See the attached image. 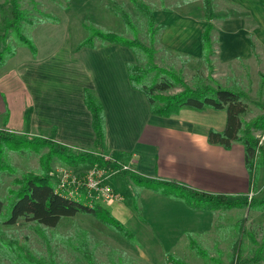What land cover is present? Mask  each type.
Instances as JSON below:
<instances>
[{"label":"crops","instance_id":"obj_1","mask_svg":"<svg viewBox=\"0 0 264 264\" xmlns=\"http://www.w3.org/2000/svg\"><path fill=\"white\" fill-rule=\"evenodd\" d=\"M230 3L233 8H227L221 25L214 23L215 63L219 59L225 71L238 64L246 66L249 74L257 75L260 86L264 80V0H230ZM164 22L166 28L160 38L164 48L203 59L201 35L206 23L202 27L194 19L177 20L176 25ZM40 29L35 30V54L20 43L23 46L17 45L15 55L0 66V96L6 106L1 113H7L4 122L13 125L8 130L19 134L49 138L75 151L96 152L93 117L85 101L89 91L105 111L102 154L130 166V170H121L107 179L123 198L100 202L128 228L140 213L153 217L167 211L171 214L178 211V205L183 208L186 204L136 183L125 172L231 199L264 192V166L257 167L256 180L252 181L242 142L235 141L226 148L209 141L211 129L226 128L225 110L184 107L168 116L154 114L147 95L130 82L128 67L136 61L131 48L100 42L95 48L78 49L83 38L71 49L64 42L47 45L42 51L37 39ZM260 143L264 145V139ZM90 167L81 164L71 168L85 171ZM258 177L261 180L257 184ZM123 186L127 187V194L121 191ZM219 210H215L216 216ZM199 213L200 209L191 210L190 223L186 222L180 233L170 230L173 223L160 226L169 227L170 233L180 239L185 230L195 232V215L199 225ZM148 229L153 234L151 226ZM177 242L168 248L160 242V250L171 253Z\"/></svg>","mask_w":264,"mask_h":264},{"label":"rangeland","instance_id":"obj_2","mask_svg":"<svg viewBox=\"0 0 264 264\" xmlns=\"http://www.w3.org/2000/svg\"><path fill=\"white\" fill-rule=\"evenodd\" d=\"M18 1L20 9L25 12L24 17L26 19L24 22L21 21V32L34 42L36 41L35 30L41 28L39 33L41 35L40 37L37 36V39L43 42L39 44L42 51L50 45L58 46L64 42H66L64 45L69 46L70 49L71 47H75L79 41L88 36L84 23H93L98 28L120 33L130 39L137 37L146 47L155 49V58L152 63L160 69L163 68L177 73L185 85L193 88L196 84H203L214 88L222 86L244 92L247 97L245 101L248 104V113L244 115V120L247 123L261 120L263 128H257L255 133L257 132V137L264 139V98L262 96L264 90L261 87L262 83H260V86H257V75L253 76L249 74L250 69L239 64L231 67V70L226 69L227 71H225V67L219 59L215 63V55L212 56V62L209 66L199 56L177 53L174 52L177 49L172 51L164 48L160 39L164 30L160 29L157 35L152 36V39L148 30L147 18L136 9L131 0ZM140 1L153 8L157 25L165 23L164 21L176 25L177 20L191 22L194 19L198 20V23L202 27L205 26L206 8L204 0ZM211 2L214 13L213 22L221 25L220 20L225 18L227 10L232 9L233 6L230 0H212ZM11 10V0H0L1 50L7 46L15 48L18 47L17 45L23 46L17 37V31L14 29L6 31L5 28L6 21L12 19ZM122 11L127 12L131 16L136 34L126 27L121 14ZM48 15L58 19V22L55 24L48 21L44 22L48 25L52 24L53 27H43L40 25L44 24L40 21L44 20ZM31 22L35 23V25ZM43 28H45V31H42ZM188 29L192 30V27H188ZM214 30L215 27L212 32L213 43L214 41L216 42ZM45 38L47 41L50 38V43H47L44 40ZM100 42V40H97L96 44H101ZM131 50L134 52L136 58L133 64L141 66L144 69H146L148 64L152 65V63H149V56L144 51L138 49ZM156 71L149 74L146 79L147 82L150 83L153 80ZM183 87L178 84L176 87L167 89L162 93L166 95L176 94L181 92ZM3 106L4 99L0 96V127L8 129L13 125L4 122L7 113H1L2 108L5 107L4 109H6V106ZM50 150V147H45L39 152H34L31 156L7 151V162L15 166L17 171L14 174H3L0 183V196L6 200L8 190L13 187V180L15 178L22 176V174L28 171L39 172L42 166L41 156L50 152ZM84 152L95 153V151ZM101 156L105 159L103 154ZM52 166L54 171L56 168L64 165L55 158ZM73 170L77 174L83 173L88 169L85 171ZM260 180L261 177H258L257 184ZM121 191L125 194L128 193L126 186L121 187ZM262 194L260 192L256 196L253 195V198H260ZM241 199L251 200L252 198L245 196ZM181 200L186 204L184 205L185 207H181V209L180 205H178L176 207L178 211L171 214H168L167 211L153 217L144 212L140 213L130 223L131 226H129V229L135 233L136 243L129 241L121 233H116V231L97 220L95 216L83 213L62 219L58 226L54 228L42 226L44 230H38L32 221L21 219L12 226L4 225V239L28 237L27 246L29 253L35 257L37 256V258H45L50 262V258H54L58 264H89L84 254L75 249L80 246L83 240L79 236L82 231H86L88 248L92 252L91 258L94 264H172L167 256L168 252H163V248L160 250L161 246L159 247V245L161 242L164 248H168L176 241L178 242L171 253L184 260L187 264H229L233 252L232 245L238 239L241 240L240 250L243 261L250 262L253 260L256 256L255 251L264 238V210H257L256 208H249L247 206L232 209L220 208L217 213L218 216H216V209L199 208L201 213H199V225L195 215V232L185 230V233L178 239V236H173L175 234H171L170 230L180 233V228H183L186 222L190 223L191 217H189V213H191V210H199L198 208H193L188 201ZM161 205L167 210V206ZM241 220H243V234L239 230L241 227L239 222ZM160 223H173V228L170 230L169 227L162 228ZM150 226L153 234L151 229H148ZM198 226L201 230H199ZM248 233L254 234L257 242H253L250 236L247 235ZM192 241L206 252L205 255H201L196 249L191 248ZM88 254L90 255L91 253ZM259 263L264 264V260H260ZM0 264L15 263L0 250Z\"/></svg>","mask_w":264,"mask_h":264},{"label":"trees","instance_id":"obj_3","mask_svg":"<svg viewBox=\"0 0 264 264\" xmlns=\"http://www.w3.org/2000/svg\"><path fill=\"white\" fill-rule=\"evenodd\" d=\"M131 1L134 3L136 9L147 18L148 30L151 37L155 34L157 35L160 29L164 30L166 28V24L157 25L153 8H150L140 0ZM211 1L204 0L206 26L201 35L203 60L209 66L212 62V56L215 55L214 43L212 41V32L215 25ZM11 4L12 19L6 21V31L11 29L17 31L20 43L28 46L35 54L37 52L35 43L21 32V21H26L24 17L25 12L20 9L18 0H11ZM121 14L126 27L136 34L131 16L125 11H122ZM45 21L56 22L58 19L48 15L40 22ZM31 23L35 25V23ZM84 27L88 31V36L78 44V49L83 47L95 48L97 40H100L103 44H120L131 49L142 50L149 56V63L154 62L155 49L146 47L137 37L130 39L120 33L98 28L93 23H84ZM15 53L16 48L13 46H7L3 50L0 49V66L5 63L7 58L14 56ZM128 71L131 84L147 95L154 114L168 116L184 107L196 110L207 108L225 110L227 112L226 128L223 131L211 129L209 141L226 148H230L235 141L242 142L245 146V159L250 176L252 181L256 180L257 167L264 166V145L260 143V137L256 136L255 130L263 128V126L261 120L254 121L253 123L245 122L244 115L248 113V104L245 101L247 97L244 92L222 86L214 88L203 84H196L194 88L189 87L185 83H182V78L177 73L163 68L160 69L153 63L151 66L148 64L146 69L135 64H130ZM154 71L156 72L153 80L150 83L147 82V77ZM261 83V87L264 90V80ZM178 84L184 86L181 92L171 95L162 93L167 89L176 87ZM85 101L93 117L92 124L96 133L95 153L75 151L49 138L19 134L0 127V183L4 173L14 174L17 171L15 166L7 162V151L31 156L34 152H39L45 147H50L51 149L50 152L41 156L42 166L39 172L32 170L15 178L13 180V187L8 190L6 200L0 196V250L15 264H58L54 258H50V262L45 258H37V256L35 257L29 253L27 246L28 237L4 239V225L12 226L21 219L32 221L38 230H44L42 226L54 228L64 218L73 217L79 213L91 214L112 230L127 237L129 241L136 243L135 233L113 216L111 211L102 202H94L90 206L83 201H75L56 192V181L52 175V164L55 162V158L66 167H76L81 164L106 169L110 167V162L101 156L105 140L104 107L89 91H86ZM123 174H128L136 183L152 188L161 194L186 200L193 208L232 209L247 206L249 208H256L257 210H264V192L260 198L256 199L253 197L251 200H242L241 198L231 199L222 194L191 191L184 186L172 182L138 177L132 172H125ZM240 222L241 227L239 230L243 234V220ZM247 235L250 236L253 242H257L254 234L248 233ZM79 236L83 240L80 246L75 249L84 254L89 264H94L91 258L92 252L88 248L86 231H82ZM240 244L241 240L238 239L232 245L233 252L229 264H260L259 261L264 260V238L255 251L256 256L250 262L243 261L241 258ZM191 248L196 249L201 255H205L206 253L194 241L191 243ZM88 253L91 254L89 255ZM167 256L172 264H187L173 253H167Z\"/></svg>","mask_w":264,"mask_h":264},{"label":"built area","instance_id":"obj_4","mask_svg":"<svg viewBox=\"0 0 264 264\" xmlns=\"http://www.w3.org/2000/svg\"><path fill=\"white\" fill-rule=\"evenodd\" d=\"M104 157L110 162V167L107 169L91 166L87 171L76 174L75 170L69 167L56 168L52 172L56 181V192L66 198L83 201L90 206L98 201L121 200L122 194L113 189L107 179L121 170H130V166L110 156Z\"/></svg>","mask_w":264,"mask_h":264}]
</instances>
